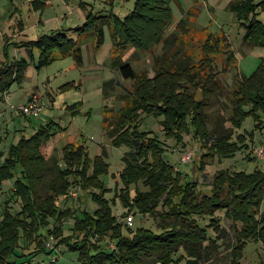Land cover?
Returning a JSON list of instances; mask_svg holds the SVG:
<instances>
[{
  "label": "trees",
  "instance_id": "trees-1",
  "mask_svg": "<svg viewBox=\"0 0 264 264\" xmlns=\"http://www.w3.org/2000/svg\"><path fill=\"white\" fill-rule=\"evenodd\" d=\"M173 1L176 0H135L124 19L92 11L81 27L74 28L79 33L93 32L95 43L100 46L104 35L102 26L106 23L112 41L110 66L124 78L136 80L132 106L114 124L112 122L111 128H108L106 114L104 128L107 124L105 133L114 145L125 143L129 147L120 172L123 187L120 193L116 192L115 198L121 200L127 209L126 214L136 209L143 215L157 217L156 230L139 227L129 235L123 234L122 224L113 214L110 202L103 197L107 188L98 177L108 172L109 165L100 155L91 159L86 145L81 142L63 144L60 155L53 150L45 157L42 146L53 133L49 127H41L29 138L22 136L0 154L3 156L0 186L15 177L11 198L15 197L20 204L17 211H11L10 198L4 202L0 218V264H32L29 257L19 261L22 255H17L16 249L21 239L38 240L37 249L29 254L35 250L50 254L60 244L66 245L78 255L81 264H143L145 261L177 264L183 260L186 264H200L204 253L210 251V245L216 246V239L223 236L219 219L215 218L217 211H223L232 222L240 223L236 239L228 246V264H242L243 248L248 240L258 241L264 246V212L260 211L264 200V175L260 171L247 174L221 170L211 183V192H202L194 180L182 176L163 159V148L157 137L150 131H139L142 112L145 115H162L165 138L173 137L180 141L182 134H191L193 139L201 142V147L206 150L199 165L200 171H203L216 153L229 156L246 146L244 134L235 133L245 118L252 117L255 127L263 124L264 62L250 76L240 72L232 91L233 106L228 117L231 126L226 131L211 133L202 113L203 99H195L194 93L190 92L186 81L193 76H205L195 82L203 97L212 92V88L220 90L216 76L220 71L226 72L227 67L219 70L216 62L218 54L226 53L227 60L235 61L231 44L223 34L207 33L200 43L201 56L198 60L193 62L191 57L186 56L182 62H171V67L158 62L152 76L146 71L136 72L129 61L120 59V51L127 45L135 44V48L139 49L138 34L163 32L166 23L173 19L170 7ZM255 1L232 0L230 7L239 19L247 20L252 13H256L258 4L264 8V0L258 4H254ZM185 19L189 17L181 18L179 23L183 24ZM246 28L245 41L264 45L263 23L252 19ZM23 46L29 51L35 47L39 49L37 67L49 64L57 56L66 55H72L78 65L82 64L77 40L68 37L62 30L42 35ZM7 50L5 48V52ZM27 64L24 59L0 64L2 96L14 81L25 77ZM111 81L103 83L104 96L114 88ZM121 126L124 128L119 132ZM60 161L64 168L60 166ZM140 181L147 189L136 190L130 196V186ZM74 185L83 191L84 196L88 195L97 208L84 211L82 216L75 218L73 227L65 235L62 223L72 210L68 206L60 207L58 200H68V191ZM206 217L210 222L208 225L202 223ZM209 226L217 232L215 239L207 233ZM49 235L55 239L51 250L43 243ZM105 237L113 246L101 247Z\"/></svg>",
  "mask_w": 264,
  "mask_h": 264
},
{
  "label": "rangeland",
  "instance_id": "rangeland-1",
  "mask_svg": "<svg viewBox=\"0 0 264 264\" xmlns=\"http://www.w3.org/2000/svg\"><path fill=\"white\" fill-rule=\"evenodd\" d=\"M102 1L104 0H0V28L7 30L1 36L4 42L0 38V51L3 43L7 41L26 44L30 40L57 30H62L68 36L76 38L77 35L71 27L81 26L92 10L94 14H98L104 7L110 10L111 5L104 6L107 2ZM230 1L232 0L173 1L170 4L173 19L167 23L165 19L166 26L163 32L153 34L152 31H145L138 34L139 49L135 48V44H129L120 51V59L129 61L136 72L146 71L149 76H152L154 66L158 62L171 67V62L177 64L184 61L186 56L191 57L193 62L198 60L201 56L200 43L206 38L207 33L225 35L234 51L235 61L227 60L226 53L218 54L216 62L219 70L224 66L227 67L226 72L220 71L216 76L220 90L212 88V92L203 97L200 87L196 88L195 82L205 76H193L190 77L191 80L186 81L190 86V92L194 93V98L203 99L202 113L206 117L207 126L210 131L212 130V134H216V131H226L231 126L228 117L233 106L232 91L236 87L240 72L250 76L264 62V45L244 40L246 27L250 25L252 19L264 24V8H260L261 5L258 4L260 0L254 2L258 4L256 13H252L247 20L238 18L236 12L230 7ZM119 2L114 8L115 14L124 19L130 8L134 6L135 0H131L128 4L124 0ZM187 11L190 12L187 13ZM186 17L189 19H185L183 24H180L179 20ZM18 19L22 20L23 30L18 28L11 30L9 26ZM95 40L96 37L93 39V34L90 32L80 37L82 65H78L72 55H66L57 56L49 64L37 67L40 51L36 47L30 51L32 59H28L25 77L13 82L9 92H5L7 96L9 94V97L6 94L3 96L0 94V154H3L10 144L16 143L22 136L29 138L41 127H49L50 132L53 133L52 138L42 146L45 157L52 154L53 150L56 155H60L63 144L84 143L91 159L100 155L109 165L108 172L98 177L107 188L103 192V197L110 202L113 214L122 224V233L129 235L131 231H136L139 227L154 231L157 217L143 215L136 209L126 214L127 210L121 200L118 197L115 198L116 192L120 193L123 187L120 172L124 168V155L129 151V147L125 143L114 145L111 142V138L105 133L107 124L105 129L104 116L107 114L108 128H111L112 122L114 124L123 113H127L133 104L136 80L124 78L118 70L110 66L109 61L107 63L112 47L107 27H105L100 46L97 43H95L97 46L94 44ZM222 50L224 51L225 48L222 47ZM7 53L10 59L13 56L25 57L24 50H15L12 45L9 46ZM107 80H112L114 88L109 90L110 94L104 96L102 86ZM32 98H37L45 106L38 117L24 123L26 118L29 119L27 117L29 115L25 116L12 107L22 105ZM163 119L162 115H145L142 112L138 123L139 131H150L157 137L163 148V159L177 169L182 176L194 180L202 192H211V183L217 172L221 170H229L231 173L242 171L247 174L258 170L264 175V154L260 156L257 153L259 148L264 147V120L262 126L258 128L254 126L252 117L245 118L235 133L236 135L244 134L246 146L229 156L216 153L213 160L205 166L203 171H200L201 155L206 152L201 147V142L193 139L191 134H182L180 141L173 137L165 138ZM123 128L124 126L119 127V132ZM250 134L253 136L252 139ZM185 149L194 151L193 158L186 163L181 160ZM2 157L0 155V163L3 161ZM59 164L64 168L62 161ZM14 179L15 177L6 180L0 186V218L7 199L11 200L9 202L11 211H17L20 205L15 197L11 198ZM145 189L146 186L141 181L132 184L129 188L130 196H133L136 190L145 191ZM92 191L98 193L95 188H92ZM68 194V200L63 198L58 200L60 207L68 206L72 210V214H68L62 223L65 235H68L70 228L73 227L75 218L82 216L84 211L97 208L93 200L88 195H86L88 197L84 196L85 194L77 185L71 186ZM260 211L264 212V200L261 202ZM129 214L133 216V223L130 226L125 218ZM215 218L219 219L224 237L216 239V246L210 245V251L204 253L200 264H228L229 247L236 239V229L240 228V223H234L226 218L223 211H217ZM202 223L208 225L210 223L208 217L203 219ZM51 227L52 225L49 228ZM207 233L212 239L217 236V232L211 226L207 228ZM43 243L51 250L54 248L55 239L49 235L47 239H43ZM106 245L113 246L108 237L101 241L102 248ZM17 246V255H22L19 261L29 257L32 258L30 260L32 264H81L78 255L63 244L52 250L50 254L36 250L29 254L37 249L38 240L35 239H21ZM241 262L242 264H264L263 244L248 240L243 248ZM143 264H152V262L145 261ZM177 264L186 263L183 260Z\"/></svg>",
  "mask_w": 264,
  "mask_h": 264
},
{
  "label": "crops",
  "instance_id": "crops-1",
  "mask_svg": "<svg viewBox=\"0 0 264 264\" xmlns=\"http://www.w3.org/2000/svg\"><path fill=\"white\" fill-rule=\"evenodd\" d=\"M119 1H123V0H104V1H102V2H107V3H105L104 4V6H108V4H110L111 5V7H110V10L109 9H105V7L103 8V9H101L102 11H100L98 14L99 15H104V16H117L116 14H115V7H117L116 6V4H119L120 2ZM124 1H126V4H128V3H130V1L131 0H124ZM88 4V3H87ZM172 4V3H171ZM92 7V6H91ZM107 8V7H106ZM132 8H133V6L130 8V10L128 11V13L132 10ZM93 11V10H92ZM187 13H188V11H187ZM84 24V23H83ZM82 24V25H83ZM81 25V26H82ZM81 26H76V27H81ZM75 27V28H76ZM105 27H107V29H108V31H109V28H108V25L105 23L103 26H102V30L104 31L103 32V34L105 33ZM9 28L11 29V30H15L16 28H18V29H20V30H23V23H22V20L21 19H18V20H16V22H14V24H12L11 26H9ZM71 29L73 30L74 28H72L71 27ZM5 31H7L6 29H1L0 28V38H2L1 36L5 33ZM75 30H73V32H74ZM22 32V31H21ZM90 33H92L93 34V32H91V31H89ZM84 33H87V32H83V33H79V31H75V34L77 35L76 36V38H73V39H75V40H77V45L78 46H80V44H79V39H80V37L84 34ZM67 35V34H66ZM68 36V35H67ZM68 37H70V36H68ZM72 38V37H71ZM95 38V36L93 35V39ZM104 38H105V36H104ZM2 41L4 42V38H2ZM7 41V40H6ZM95 42H96V40H95ZM95 42H94V44H95ZM10 44H8V41L6 42V43H3V46H2V49H1V51H0V63H2V62H4V61H16V60H19V59H24V60H26L27 61V63L29 62L28 61V59L29 58H31L32 59V53L27 49V47H25V46H23L24 45V43L25 42H15V41H10L9 42ZM12 43V44H11ZM14 46V48H15V50H24V54H25V57H20V58H17V57H15V56H13V58H11L10 59V57H9V55H8V53H7V51L5 52V48H7V49H9V46ZM21 47V48H20ZM80 48H81V46H80ZM22 54V53H21ZM81 54H82V49H81ZM110 58H111V49H110V53H109V55H108V57H107V63H108V61L110 60ZM110 62V61H109ZM82 64H83V55H82ZM81 64V65H82ZM25 72H26V69H25ZM25 72H24V76H25ZM13 84V83H12ZM11 84V85H12ZM10 88V87H9ZM7 92H9V89L7 90ZM6 94V93H5ZM6 96H7V94H6ZM35 96V95H34ZM7 97H9V94H8V96ZM6 97V98H7ZM25 104V103H24ZM23 105V104H22ZM18 106H21V105H18ZM25 115V114H24ZM26 116V115H25ZM27 117H29V119L27 120V118H26V120L24 121V123H27L28 121H30V119L31 118H35V117H30V116H27ZM30 123V122H29ZM24 126H25V124H24ZM52 138V137H51ZM146 189H147V187H146ZM145 189V190H146ZM126 209V208H125ZM127 210V209H126Z\"/></svg>",
  "mask_w": 264,
  "mask_h": 264
},
{
  "label": "built area",
  "instance_id": "built-area-1",
  "mask_svg": "<svg viewBox=\"0 0 264 264\" xmlns=\"http://www.w3.org/2000/svg\"><path fill=\"white\" fill-rule=\"evenodd\" d=\"M44 104L40 103L37 98H32L29 101H27L25 104L21 106H13V109H16L20 112H22L25 115H29L31 117H38L41 110L44 108ZM258 155L264 154V147H261L257 150ZM194 156V151L191 149H185L182 153L181 160L182 162H189ZM126 222L130 226L133 223V216L132 214L127 215Z\"/></svg>",
  "mask_w": 264,
  "mask_h": 264
}]
</instances>
